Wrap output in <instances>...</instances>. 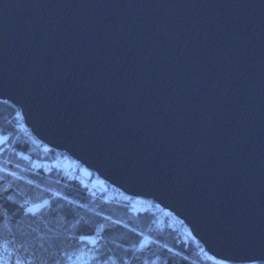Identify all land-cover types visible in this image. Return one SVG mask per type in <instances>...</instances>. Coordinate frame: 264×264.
<instances>
[{
	"label": "water",
	"instance_id": "obj_1",
	"mask_svg": "<svg viewBox=\"0 0 264 264\" xmlns=\"http://www.w3.org/2000/svg\"><path fill=\"white\" fill-rule=\"evenodd\" d=\"M0 100L215 258H264V0H0Z\"/></svg>",
	"mask_w": 264,
	"mask_h": 264
},
{
	"label": "trees",
	"instance_id": "obj_2",
	"mask_svg": "<svg viewBox=\"0 0 264 264\" xmlns=\"http://www.w3.org/2000/svg\"><path fill=\"white\" fill-rule=\"evenodd\" d=\"M18 113L14 104L0 100L5 141L0 144V232L5 239L14 237L39 260L55 264L65 253L87 250L78 237L102 228L90 254L115 264H226L210 254L201 256L152 212L135 210L132 199L108 198L106 188L64 171L56 161L67 153L25 134ZM45 200L49 205L35 216L21 208Z\"/></svg>",
	"mask_w": 264,
	"mask_h": 264
},
{
	"label": "rangeland",
	"instance_id": "obj_3",
	"mask_svg": "<svg viewBox=\"0 0 264 264\" xmlns=\"http://www.w3.org/2000/svg\"><path fill=\"white\" fill-rule=\"evenodd\" d=\"M18 109H19V113H18L19 119H20V122L22 124L21 130L25 134H28V135H30V133H31L36 141H38L39 143L42 142L33 134L30 127L26 124L23 112L21 111L20 108H18ZM56 162L59 165V167L63 168L64 171H67L70 174L79 175L84 183H87L88 185L92 184L94 186L106 188L105 193L109 194L108 198H114V197H116L115 194H117V195H119V198H121V199H132V200L138 201V200H136L138 198L140 200V202H147V205H146L144 203L138 204L137 202L133 201L132 205L134 206L135 210L142 209V210H148V211L152 212L155 216V219L158 222L167 224V226H169L173 230H175L178 233V235L181 236L184 240L190 241L191 244H193L196 247L197 251L199 252V254L201 256H203V257L208 256L207 254H209V253L204 248L203 244L194 236L190 227L185 223V221L179 217H176V213H174V211L169 212L167 208H165L159 202H157L156 200H154L152 198H148V197H144V196H132V195L127 194L126 192L119 191L121 189H119L118 187L106 182L95 171L89 169L86 166L83 167L82 166L83 164L81 162H80V164L79 163L75 164V162H77V161H74V158L70 157L69 154H67V156L60 157V159H57ZM117 191H118V193H117ZM99 237L100 236H98L97 239ZM78 254H79V252H78ZM226 264H238V263H232V262L227 261ZM248 264H252V263H248Z\"/></svg>",
	"mask_w": 264,
	"mask_h": 264
},
{
	"label": "snow or ice",
	"instance_id": "obj_4",
	"mask_svg": "<svg viewBox=\"0 0 264 264\" xmlns=\"http://www.w3.org/2000/svg\"><path fill=\"white\" fill-rule=\"evenodd\" d=\"M4 142L3 136L0 135V144ZM48 205L49 201L45 200L42 203L32 204L27 207L21 205V208L24 209L25 214L35 216ZM100 230L102 228L98 229L95 235H80L78 237L80 244L85 245L87 250L82 247L78 255L65 253L64 257L61 260H57L55 264H115V261L111 260V258L103 259L98 254L90 255L99 243L97 237ZM0 264H46V262L36 258L34 253H29L24 244H16L14 237L11 240L5 239L2 232H0ZM252 264H264V258H252Z\"/></svg>",
	"mask_w": 264,
	"mask_h": 264
},
{
	"label": "bare ground",
	"instance_id": "obj_5",
	"mask_svg": "<svg viewBox=\"0 0 264 264\" xmlns=\"http://www.w3.org/2000/svg\"><path fill=\"white\" fill-rule=\"evenodd\" d=\"M70 157H72V156H70ZM74 161H77V162H75V164L78 163V160L75 159V158H74ZM82 166L85 167L84 164H83ZM78 167H79V166H78ZM72 175H74V174H72ZM76 176H78V175H76ZM120 191H122V190H120ZM123 192H124V191H123ZM129 195H130V194H129ZM167 209H168V208H167ZM168 211L171 212L172 210H171V209H168ZM174 213H175V212H174ZM176 216L179 217L177 214H176ZM179 218H180V217H179ZM213 257H214V256H213ZM214 258H215V257H214ZM216 259H217V258H216Z\"/></svg>",
	"mask_w": 264,
	"mask_h": 264
},
{
	"label": "built area",
	"instance_id": "obj_6",
	"mask_svg": "<svg viewBox=\"0 0 264 264\" xmlns=\"http://www.w3.org/2000/svg\"><path fill=\"white\" fill-rule=\"evenodd\" d=\"M79 164H80V162H78ZM120 191V190H119ZM123 193V192H122ZM107 196H109V194H107ZM136 200H138V201H135V200H132V202L134 201V202H137L138 204L139 203H144V204H146L147 205V202H140V200L137 198ZM177 217V216H176Z\"/></svg>",
	"mask_w": 264,
	"mask_h": 264
}]
</instances>
